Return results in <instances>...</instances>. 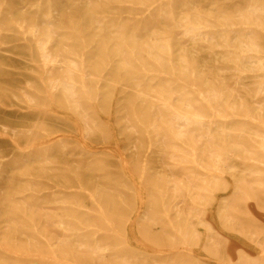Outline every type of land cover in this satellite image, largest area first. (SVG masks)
Masks as SVG:
<instances>
[{"label": "rangeland", "instance_id": "374dc122", "mask_svg": "<svg viewBox=\"0 0 264 264\" xmlns=\"http://www.w3.org/2000/svg\"><path fill=\"white\" fill-rule=\"evenodd\" d=\"M0 107V264H264V0H0Z\"/></svg>", "mask_w": 264, "mask_h": 264}, {"label": "bare ground", "instance_id": "6f19581e", "mask_svg": "<svg viewBox=\"0 0 264 264\" xmlns=\"http://www.w3.org/2000/svg\"><path fill=\"white\" fill-rule=\"evenodd\" d=\"M37 1V0H36ZM47 4V3H46ZM49 5V4H48ZM52 11V10H51ZM214 13V12H213ZM211 14V13H210ZM215 14V13H214ZM220 21V20H219ZM15 25V24H14ZM15 27V26H14ZM23 28H21V30H22ZM190 29V28H189ZM34 30H35V28H34ZM190 31H192V30H190ZM35 32H37V31H35ZM48 43H50V42H48ZM48 46V45H47ZM245 47V46H244ZM32 48V47H31ZM64 49V48H63ZM189 51V50H188ZM47 52V51H46ZM138 53V52H137ZM117 54V53H116ZM195 54V53H194ZM122 55V54H121ZM45 62L49 65H52V66H58V60H55L53 57H51L49 54H47V55H45ZM64 61V60H63ZM44 63V62H43ZM49 68H50V66H49ZM52 68V67H51ZM46 69V68H45ZM66 73V72H65ZM64 73V75H66ZM84 80V79H83ZM82 80V81H83ZM43 81V80H42ZM44 83V82H43ZM163 84V83H162ZM66 86H69V84H65ZM84 85V84H83ZM48 91V90H47ZM85 92V91H84ZM49 93V92H48ZM57 93V92H56ZM141 95H143V94H141ZM203 95V94H202ZM151 98V97H150ZM31 99V98H30ZM31 101V100H30ZM147 101V100H146ZM7 102H8V100H7ZM6 102V103H7ZM207 102V101H206ZM210 103V102H209ZM167 104H169V102L167 103ZM171 106V105H170ZM188 106V105H187ZM209 106H211V105H209ZM1 108V107H0ZM57 108V107H56ZM173 108V107H172ZM213 110V109H212ZM9 111V110H8ZM11 111H12V109H11ZM14 111H16V110H14ZM1 112V111H0ZM6 112H7V110H6ZM6 112H4V113H6ZM18 113V112H17ZM19 115V114H18ZM180 115V114H179ZM183 116V115H182ZM185 117V116H184ZM194 118L196 117V116H193ZM192 117V118H193ZM170 118V117H169ZM198 117H196L195 119H197ZM202 119V118H201ZM196 121H198V120H196ZM208 121V120H207ZM183 122V121H182ZM185 122V121H184ZM199 122H201V121H199ZM210 122V121H209ZM181 123V122H180ZM187 123V122H186ZM181 126V125H180ZM176 127H177V125H176ZM179 127V126H178ZM81 130V129H80ZM1 131H3V129L1 130ZM4 132H7V131H4ZM181 132V131H180ZM1 134V133H0ZM82 134V133H81ZM13 135V134H12ZM2 136V135H1ZM0 136V137H1ZM7 136V134L6 135H4V137H6ZM61 136V135H60ZM59 137V136H58ZM8 138H10L11 139V137H8ZM12 140V139H11ZM1 141H3L2 139H1ZM82 141V140H81ZM84 141V140H83ZM46 144V143H45ZM14 145H16L15 144V142H14ZM19 147V146H18ZM151 147V146H150ZM111 148V147H110ZM20 149H22V148H20ZM26 149H28V148H26ZM90 149V148H89ZM101 149H102V147H101ZM99 150V149H98ZM115 150H116V148H115ZM119 150V149H118ZM121 153V152H120ZM119 153V154H120ZM125 158V157H124ZM195 158V157H194ZM196 163V162H195ZM125 164H126V162H125ZM124 165V164H123ZM145 165V164H144ZM126 166H128V165H126ZM125 167V166H124ZM145 168V167H144ZM202 168V167H201ZM203 169V168H202ZM130 173V172H129ZM221 174H222V172H220ZM210 174V173H209ZM212 174V173H211ZM132 175V174H131ZM134 177V176H133ZM140 192V191H139ZM139 196H140V193H139ZM94 199V198H93ZM95 201V200H94ZM140 201V200H139ZM96 203V202H95ZM144 203V202H143ZM99 206V205H98ZM139 206H140V204H139ZM100 207V206H99ZM141 209V208H140ZM140 209H139V211L138 212H140ZM43 210V209H42ZM101 210V209H100ZM103 211V210H102ZM104 213V212H103ZM102 213V214H103ZM103 216H104V214H103ZM136 219V218H135ZM107 221V220H106ZM108 224H109V221H108ZM132 224V223H131ZM63 226V225H62ZM110 226H112L111 225V223H110ZM135 226V225H134ZM113 227V226H112ZM132 228V227H131ZM92 229V228H91ZM115 230V229H114ZM131 230V229H130ZM117 232V231H116ZM131 232V231H130ZM131 235H132V233H131ZM134 235V234H133ZM132 235V236H133ZM120 236V235H119ZM96 237V236H95ZM136 237V236H135ZM183 237V236H182ZM135 239H137V238H135ZM187 239V238H186ZM85 240V239H84ZM138 240H135L134 242H137ZM187 243V242H186ZM140 244H142V243H140ZM145 244V243H144ZM142 246V245H141ZM2 248H4V247H2ZM142 248V247H141ZM190 248V247H189ZM143 249H145V248H143ZM147 250H149L148 248H147ZM172 250H174V249H172ZM172 250H171V252H172ZM182 250H183V248H182ZM7 252H9V250L7 249L6 250ZM11 251V250H10ZM153 251V250H152ZM157 251V250H156ZM165 252H166V250H164ZM168 251V250H167ZM175 251V250H174ZM185 251H186V249H185ZM160 252H161V250H160ZM159 252V253H160ZM177 253H178V251H176ZM194 252V251H193ZM166 253H168V252H166ZM173 253V252H172ZM15 254H16V252H15ZM14 254V255H15ZM18 254V253H17ZM20 254V253H19ZM161 254V253H160ZM165 254V253H164ZM193 254V253H192ZM27 255V254H26ZM30 255V254H29ZM28 255V256H29ZM34 255V254H33ZM37 255V254H36ZM23 256V255H22ZM42 255H40V257H41ZM27 257V256H26ZM34 257H35V255H34ZM37 257H38V255H37ZM36 258V257H35ZM43 258V257H42ZM46 258V257H45ZM50 258H51V256H50ZM49 258V259H50ZM55 258V257H54ZM48 259V258H47ZM52 260H53V258H51ZM58 259V258H57ZM56 259V260H57ZM202 260H203V258H201ZM55 260V261H56ZM205 260V259H204ZM59 262H60V260H58ZM62 261V260H61ZM57 262V261H56ZM59 262H57V263H59ZM217 262V261H216ZM70 263V262H69ZM68 263V264H69ZM66 264H67V262H66Z\"/></svg>", "mask_w": 264, "mask_h": 264}]
</instances>
